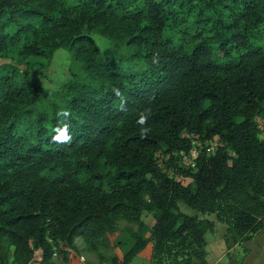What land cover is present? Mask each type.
Masks as SVG:
<instances>
[{
    "label": "trees",
    "instance_id": "1",
    "mask_svg": "<svg viewBox=\"0 0 264 264\" xmlns=\"http://www.w3.org/2000/svg\"><path fill=\"white\" fill-rule=\"evenodd\" d=\"M59 49L76 63L63 91L0 67V264H79L78 236L119 247L107 264L150 242L152 264H210L215 222L181 203L216 214L229 247L264 230V0H0V58ZM194 138L220 143L195 171L178 162Z\"/></svg>",
    "mask_w": 264,
    "mask_h": 264
},
{
    "label": "rangeland",
    "instance_id": "2",
    "mask_svg": "<svg viewBox=\"0 0 264 264\" xmlns=\"http://www.w3.org/2000/svg\"><path fill=\"white\" fill-rule=\"evenodd\" d=\"M92 37L95 42L105 49L111 46V41L99 33H93ZM4 63H12L23 70H29L31 74L37 77L43 86L47 89V93L50 94L53 91L59 92L65 90L66 84L72 79L71 66L74 67L76 63L72 58V54L66 49H59L56 51L51 59L42 57L29 56L25 59L17 58L16 55H12L7 58H0V67ZM259 130H264V112L256 116ZM188 135V134H186ZM192 149L188 154L178 156V162L185 168H191L195 171V159L202 151H206L208 154L214 152L220 145L218 140L201 141L197 138L192 140ZM158 163L164 171H168L172 174V166L164 161L168 156L159 151L156 154ZM181 210L188 214H197L200 218H208L214 220L215 230L208 232L206 238L208 241V261L210 264H243L244 257L249 253L247 248L250 249V242H241L240 244L227 246L225 243V232L227 225L217 220L216 214H204L197 212L196 210L181 203ZM143 220L148 226H153L155 218L153 213L146 211L143 215ZM120 232L113 238L112 244L121 239L127 246V243H131L130 230H137L138 225L136 223H129L125 220H121L118 223ZM264 231V230H263ZM262 231V233H264ZM258 239H256L257 241ZM77 252L80 256L79 264H107L108 260L112 256L113 252L119 247L115 246V249L107 243L99 246V250L91 249L82 236H78L75 240ZM152 245L150 242L145 249H143L132 261V264H152ZM40 251L36 252V259L30 264L37 262L38 264H46L40 260ZM100 255L104 256V261L101 262ZM54 264H64L57 255L53 257ZM66 264V263H65Z\"/></svg>",
    "mask_w": 264,
    "mask_h": 264
},
{
    "label": "crops",
    "instance_id": "3",
    "mask_svg": "<svg viewBox=\"0 0 264 264\" xmlns=\"http://www.w3.org/2000/svg\"><path fill=\"white\" fill-rule=\"evenodd\" d=\"M256 239L258 240L256 241ZM35 263L38 264L37 262ZM32 264H34V262ZM243 264H264V233H259L251 241L250 251L244 257Z\"/></svg>",
    "mask_w": 264,
    "mask_h": 264
},
{
    "label": "clouds",
    "instance_id": "4",
    "mask_svg": "<svg viewBox=\"0 0 264 264\" xmlns=\"http://www.w3.org/2000/svg\"><path fill=\"white\" fill-rule=\"evenodd\" d=\"M63 116L67 117L68 113H63ZM143 123V119L140 121ZM53 141L54 142H69L70 141V136L68 135L67 131L65 129H60L57 131V134L53 136Z\"/></svg>",
    "mask_w": 264,
    "mask_h": 264
}]
</instances>
